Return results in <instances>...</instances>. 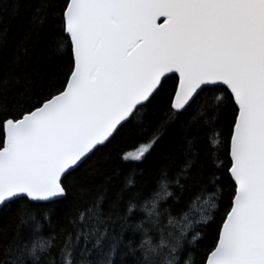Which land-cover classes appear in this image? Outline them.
<instances>
[{"label":"snow or ice","instance_id":"6c2138e0","mask_svg":"<svg viewBox=\"0 0 264 264\" xmlns=\"http://www.w3.org/2000/svg\"><path fill=\"white\" fill-rule=\"evenodd\" d=\"M0 264H264V0H39L0 63Z\"/></svg>","mask_w":264,"mask_h":264},{"label":"trees","instance_id":"16d2710c","mask_svg":"<svg viewBox=\"0 0 264 264\" xmlns=\"http://www.w3.org/2000/svg\"><path fill=\"white\" fill-rule=\"evenodd\" d=\"M38 3L39 0H0V63L10 58L13 49L24 35L30 12ZM46 61V57L41 61L42 70H46ZM113 144H117V141ZM136 146L138 140L131 134L118 137L119 149L131 151ZM109 149H111V158H115L116 148L109 145ZM104 152L107 154L108 149Z\"/></svg>","mask_w":264,"mask_h":264}]
</instances>
